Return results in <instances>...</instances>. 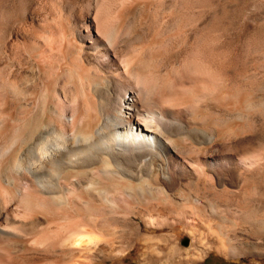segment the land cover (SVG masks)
I'll return each instance as SVG.
<instances>
[{"label": "bare ground", "instance_id": "1", "mask_svg": "<svg viewBox=\"0 0 264 264\" xmlns=\"http://www.w3.org/2000/svg\"><path fill=\"white\" fill-rule=\"evenodd\" d=\"M182 6L193 15L197 4ZM208 8L204 26H195V53L186 45L177 53H109L112 35L105 42L96 34L92 63L78 53L6 58L0 89L10 83L20 98L0 97L12 126L0 127V264H95L108 235L104 215L118 225L124 215L218 210L208 186L217 166L212 129L221 120L229 134L234 106L244 119L249 55L230 45L217 53ZM225 184L222 175L224 196Z\"/></svg>", "mask_w": 264, "mask_h": 264}, {"label": "rangeland", "instance_id": "2", "mask_svg": "<svg viewBox=\"0 0 264 264\" xmlns=\"http://www.w3.org/2000/svg\"><path fill=\"white\" fill-rule=\"evenodd\" d=\"M186 3L197 4L193 15L182 6ZM208 7L217 24V53L230 45L229 52L249 55L244 119L234 106L229 134L222 131L221 120L212 129L215 141L209 153L217 166L208 186L216 193L218 210L124 215L118 225L106 220L113 215H104L108 235L103 253L93 257L95 264H264V0H0V66L14 53H47L52 59L58 53H78L92 63L87 53L96 34L103 40L112 35L105 40L112 45L109 53H177L185 45L186 53H195V26H204ZM182 13L186 17L179 26ZM56 76L53 80L61 85ZM16 92L8 83L0 97L5 93L11 103L20 98ZM215 113L221 118L220 111ZM2 115L0 123L9 125L1 130L10 131L11 123Z\"/></svg>", "mask_w": 264, "mask_h": 264}]
</instances>
